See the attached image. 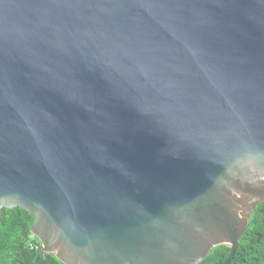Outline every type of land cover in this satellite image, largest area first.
<instances>
[{
    "label": "water",
    "instance_id": "95a60500",
    "mask_svg": "<svg viewBox=\"0 0 264 264\" xmlns=\"http://www.w3.org/2000/svg\"><path fill=\"white\" fill-rule=\"evenodd\" d=\"M264 200V0H0V211L66 264L234 254Z\"/></svg>",
    "mask_w": 264,
    "mask_h": 264
},
{
    "label": "trees",
    "instance_id": "16d2710c",
    "mask_svg": "<svg viewBox=\"0 0 264 264\" xmlns=\"http://www.w3.org/2000/svg\"><path fill=\"white\" fill-rule=\"evenodd\" d=\"M264 207V200L259 202L250 215L248 223L238 238L233 256L227 264H264V235L262 224L257 223L258 216H263L258 208ZM33 214L24 208L3 207L0 211V264H32L39 239L30 231ZM260 222V221H259ZM229 252V244H218L197 264H221ZM35 264H66L52 252L41 253Z\"/></svg>",
    "mask_w": 264,
    "mask_h": 264
},
{
    "label": "flooded vegetation",
    "instance_id": "af4514ba",
    "mask_svg": "<svg viewBox=\"0 0 264 264\" xmlns=\"http://www.w3.org/2000/svg\"><path fill=\"white\" fill-rule=\"evenodd\" d=\"M261 201H263V200L256 201V202L254 203V206H253V209H252L251 215H252V213L254 212L255 207L257 206V204H258L259 202H261ZM258 209H259V212H260L261 214H264V207H261V208H258ZM259 221H260V222H259ZM255 224H262L261 227L264 229V218H263V216H261V215L258 216V218H257V223H255ZM262 235H264V231L258 233V236H259V237H261Z\"/></svg>",
    "mask_w": 264,
    "mask_h": 264
}]
</instances>
